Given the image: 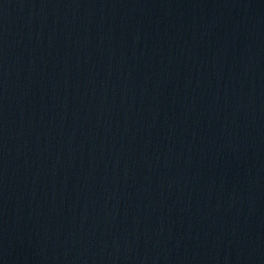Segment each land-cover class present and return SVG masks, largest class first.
<instances>
[{
	"label": "water",
	"instance_id": "1",
	"mask_svg": "<svg viewBox=\"0 0 264 264\" xmlns=\"http://www.w3.org/2000/svg\"><path fill=\"white\" fill-rule=\"evenodd\" d=\"M0 264H264V0H0Z\"/></svg>",
	"mask_w": 264,
	"mask_h": 264
}]
</instances>
